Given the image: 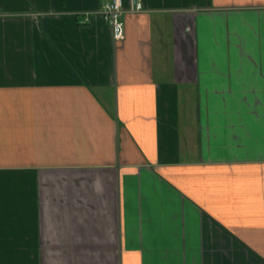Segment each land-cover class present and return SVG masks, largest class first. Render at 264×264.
<instances>
[{"label":"crops","instance_id":"crops-1","mask_svg":"<svg viewBox=\"0 0 264 264\" xmlns=\"http://www.w3.org/2000/svg\"><path fill=\"white\" fill-rule=\"evenodd\" d=\"M0 0V264H264V0Z\"/></svg>","mask_w":264,"mask_h":264},{"label":"built area","instance_id":"built-area-1","mask_svg":"<svg viewBox=\"0 0 264 264\" xmlns=\"http://www.w3.org/2000/svg\"><path fill=\"white\" fill-rule=\"evenodd\" d=\"M142 2H137L135 5L126 7L124 0H106L99 13L109 21L113 29L115 39H122L125 35V21L123 14L125 12H135L142 9Z\"/></svg>","mask_w":264,"mask_h":264}]
</instances>
